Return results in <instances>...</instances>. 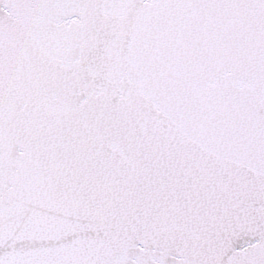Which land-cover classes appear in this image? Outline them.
<instances>
[{"label":"snow or ice","instance_id":"obj_1","mask_svg":"<svg viewBox=\"0 0 264 264\" xmlns=\"http://www.w3.org/2000/svg\"><path fill=\"white\" fill-rule=\"evenodd\" d=\"M0 264H264V0H0Z\"/></svg>","mask_w":264,"mask_h":264}]
</instances>
